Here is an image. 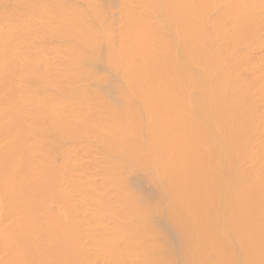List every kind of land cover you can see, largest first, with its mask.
<instances>
[{"label":"bare ground","instance_id":"6f19581e","mask_svg":"<svg viewBox=\"0 0 264 264\" xmlns=\"http://www.w3.org/2000/svg\"><path fill=\"white\" fill-rule=\"evenodd\" d=\"M0 264H264V0H0Z\"/></svg>","mask_w":264,"mask_h":264},{"label":"rangeland","instance_id":"374dc122","mask_svg":"<svg viewBox=\"0 0 264 264\" xmlns=\"http://www.w3.org/2000/svg\"><path fill=\"white\" fill-rule=\"evenodd\" d=\"M8 3H9V7H8V5H5V6H7L8 8H11V5L14 4V3H12V1H10V2H8ZM8 3H6V4H8ZM10 4H11V5H10ZM13 6H14V5H12V7H13ZM23 7H25V6H23ZM23 7H22V9H23ZM20 9H21V8H20ZM113 10H114V11H113ZM113 10H112V11L115 12V9H113ZM113 12H111V14H113V15L110 16V18H109L110 20L112 19V18H111L112 16H115V15H116V12H115V15H114ZM113 18L115 19L116 16L113 17ZM114 19H112V20H114ZM33 50H34V49H33ZM33 50H30V52H28V53H32V52H34ZM97 64H98V63H97ZM97 64H95L96 69L98 68V67L96 66ZM99 66L101 67V69H103L102 65H99ZM99 69H100V68H98V70H99ZM30 76H31V77H30ZM30 76H28V77H30V80H29V78L27 79V81L29 80V81H28L29 83H30V81L33 82L32 80L35 81V77H36V76L34 77V75H30ZM32 77H34V78L31 79ZM107 77H108V76H107ZM107 77H106L105 79H107ZM111 77H112V79H111L110 81L113 80V76L110 75V78H111ZM37 78H38V77H37ZM37 78H36V81H37ZM108 78H109V77H108ZM105 79H104L103 81L106 82L107 80H105ZM38 80H39V79H38ZM108 80H109V79H108ZM36 81H35V82H36ZM28 82H27V83H28ZM107 82H109V81H107ZM36 83H37V82H36ZM36 83H34V82H33V83H30V84L32 85V88H33V86H35L34 84H36ZM97 83H98V82H97ZM99 83H100V81H99ZM101 83H102V81H101ZM101 83H100V85H101ZM109 83H110V82H109ZM30 84H28V85L31 86ZM38 84H39L40 86H41V85H44V84H41V82H39ZM93 84H94V83H92V86H93ZM105 84H107V83H105ZM105 84L103 83V85H105ZM89 85H91V83H90ZM98 85H99V84H97V86H98ZM100 85H99V86H100ZM103 85H102V87H103ZM107 85H108V84H107ZM92 86H91V87H92ZM35 87H37V89H38L39 91H40L41 88H42V89H46L45 91H47L48 93L51 92V91H48V90H47V87H48V88H49V87L51 88V86H45L46 88H43V86H42L40 89H39L38 86H35ZM35 87H34V88H35ZM93 87H94V86H93ZM50 88H49V89H50ZM99 88H101V87H99ZM37 89H35V91H37ZM52 89L55 90L53 87H52ZM50 90H51V89H50ZM43 91H44V90H42V92H41V95H42V96H43V94L45 95V93H46V92L43 93ZM48 93H47V94H48ZM52 93H54V92L52 91ZM55 93H56V91H55ZM39 94H40V93L37 91V95H38V96H39ZM41 95H40V96H41ZM73 97H74V96H73ZM70 99H71V98H70ZM61 138H62V139H61ZM89 138H90V137H89ZM89 138H87V139L90 140ZM60 139H61V141H60L59 143L57 142V143H58L57 145H56V144L53 145V146H55V145H56V146H55V149H52V150H55L56 152L58 151V149H59V152H60V150H62V149H60V148H64L65 150H69L67 147L70 146L71 148H73V145L80 144V143H76L77 141L82 142V140H83L84 138H81L82 140H80V139L77 140V139H76V140H75V143H73L74 141L72 142L71 139H70V140H69V139H68V140H65V138H63V137H60ZM63 139H64V141H62ZM66 139H67V138H66ZM87 139L85 138L84 140L87 141ZM58 140H59V139H57V141H58ZM72 140H74V139H72ZM91 140H92V142H90ZM91 140H90L89 142L87 141V142L89 143V145H91V144L93 143V139H91ZM65 141H66V142H65ZM70 141H71V142H70ZM68 142H69V143H68ZM83 142H84V141H83ZM83 142H82V143H83ZM55 143H56V142H55ZM64 143H65V144H64ZM88 143L85 142L84 144H87V145H88ZM67 144H68V145H67ZM69 144H71V145H69ZM62 145H63V146H62ZM77 146H78V145H77ZM82 146H83V144H82ZM82 146H81V147H82ZM75 147H76V146H75ZM75 147H74V148H75ZM78 147H80V145H79ZM53 148H54V147H53ZM76 148H77V147H76ZM52 150H51V152L53 153L54 151H52ZM65 150H62V151H64V153H65ZM70 150H71V149H70ZM62 151H61V154H60V153H57V155H56L57 157L55 156V159H56V160L58 159L59 154L62 155V153H63ZM51 156H52V154H51ZM52 159H53V158H52ZM54 161H55V160L53 159V163H54ZM59 161H60V160H59ZM59 161L57 160L56 163H59ZM56 163H55V164H56ZM60 163H61V162H60ZM60 163H59L58 165H60ZM55 166H57V165H55ZM135 169H136V168H135ZM133 170H134V169H133ZM131 172H132V173H131ZM131 172H130L131 174H129V175L127 174V176L129 177L130 180H132V179L134 180L135 178H138L139 176H140V177L145 176V175H144L145 173H143V171H141V170L139 171L138 169H136V170H134V171H131ZM137 172H138V173H137ZM133 174H134V175H133ZM142 175H143V176H142ZM127 176H125V177L128 178ZM152 218H153L152 220H154V221H152V222H153L154 224H155V223L157 224V225L155 224V226L159 227V226H158L159 217H158L157 215L153 214V217H152ZM156 219H157V220H156ZM166 233H168V231H166Z\"/></svg>","mask_w":264,"mask_h":264}]
</instances>
